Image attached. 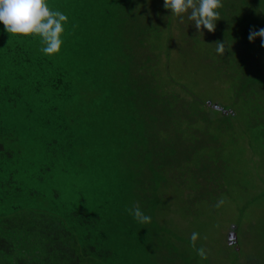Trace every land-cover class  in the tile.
I'll list each match as a JSON object with an SVG mask.
<instances>
[{
	"label": "trees",
	"instance_id": "obj_1",
	"mask_svg": "<svg viewBox=\"0 0 264 264\" xmlns=\"http://www.w3.org/2000/svg\"><path fill=\"white\" fill-rule=\"evenodd\" d=\"M48 3L69 16L58 54L43 55L39 37L10 35L0 23V264L106 259L116 251L108 242L126 226L121 208L155 216L173 184L198 194L208 177L226 176L228 153L263 146L257 135L264 143V46L248 39L250 29L264 28V0H221L212 32L197 30L188 13L173 15L163 0ZM166 48L217 72L231 97L201 96L176 78L174 87L153 85ZM108 59L112 68L98 70ZM239 85L250 87L234 93ZM197 161L211 165L205 178L189 163ZM184 163L190 175L179 185L172 170ZM87 193L105 198L108 227L86 207L59 203ZM152 227L131 232L143 239L152 231V245Z\"/></svg>",
	"mask_w": 264,
	"mask_h": 264
},
{
	"label": "rangeland",
	"instance_id": "obj_2",
	"mask_svg": "<svg viewBox=\"0 0 264 264\" xmlns=\"http://www.w3.org/2000/svg\"><path fill=\"white\" fill-rule=\"evenodd\" d=\"M157 55L160 67L158 73L164 74L153 85L174 87L178 85L174 81L176 78L195 86L201 96L221 98L224 101L231 97L229 86L221 85L223 82L217 78L219 76L217 72L209 73L202 69L201 65H193L187 59L189 58L187 55L184 54L185 57L182 58L167 48L159 50ZM73 58L78 63L77 59ZM88 60L93 61V58ZM86 66L91 67V63H87ZM111 66L112 63L108 59V63L98 65L97 69L107 72ZM234 82V85L238 84L237 80ZM243 86L233 88V92L250 87ZM257 137L258 143H255L263 146H257L250 151L238 149L232 152L233 154L228 153L226 155L228 162H224L228 168L226 176L223 179L216 175L208 177V181L199 187L200 193H191L190 190L185 194V190L174 187L173 184L174 189H169L170 193L165 197L164 208L161 209L157 205L155 216H152V213L148 214L155 225L152 227L153 231L156 232L152 245L146 244L151 239L149 234L152 231H140L143 239L136 234L138 232H131L134 226L140 223L124 207L120 212L117 211L120 214L117 217L128 216L124 219L127 220L126 226L121 227L120 232L108 242V248H116V251L113 253L109 251L106 259L94 253L89 260L93 264H264V143L263 136ZM217 162L219 161H214ZM189 163L191 165L195 163V169L199 170L203 178L210 172L211 165L198 161ZM186 165L187 163H184L185 167L179 165L172 170V177L179 185L190 175V172L186 171ZM203 168L206 170H202ZM214 170L216 171L215 168ZM55 184L61 190L65 187V183ZM32 185L35 186L37 183ZM80 186L86 188L84 184ZM44 188H48L47 183ZM221 197L225 202L217 208L215 205ZM104 201V197L87 193L84 200H77L74 195L67 194L58 202H63L70 208L86 207L89 214L93 216L99 214L105 219V223L98 227H108V214L106 212L103 214L99 208ZM46 205L49 206L50 203ZM233 224L238 226L235 232L237 234L231 230ZM150 225H144L143 230ZM194 232L199 233L195 247L191 242V235ZM200 248L204 249L206 259L198 254Z\"/></svg>",
	"mask_w": 264,
	"mask_h": 264
},
{
	"label": "clouds",
	"instance_id": "obj_3",
	"mask_svg": "<svg viewBox=\"0 0 264 264\" xmlns=\"http://www.w3.org/2000/svg\"><path fill=\"white\" fill-rule=\"evenodd\" d=\"M220 6L221 0H163V7L171 10L173 15L188 13V19L195 22L197 30L207 29L209 32L215 30ZM68 21L69 16L63 11L50 8L48 0H0V23L4 25V30L10 35L39 37V50L45 56L61 52ZM257 37L262 38L261 43L264 46V28L250 29L249 41L253 42ZM216 51L223 54L224 45L219 43ZM224 202L221 197L215 207L219 208ZM128 212L138 223L151 222V217L139 206L128 209ZM198 238L199 233H192L193 247ZM198 254L206 259L203 248L198 249Z\"/></svg>",
	"mask_w": 264,
	"mask_h": 264
}]
</instances>
